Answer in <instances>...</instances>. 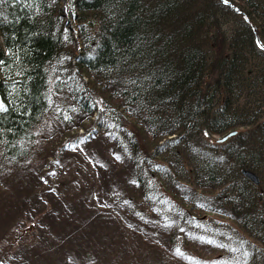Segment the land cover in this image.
<instances>
[{"label": "trees", "instance_id": "1", "mask_svg": "<svg viewBox=\"0 0 264 264\" xmlns=\"http://www.w3.org/2000/svg\"><path fill=\"white\" fill-rule=\"evenodd\" d=\"M0 104V238L25 227L0 264H94L110 240L80 239L85 214L42 231L43 172L19 175L55 137L44 175L83 157L112 264H264V0H0Z\"/></svg>", "mask_w": 264, "mask_h": 264}, {"label": "rangeland", "instance_id": "2", "mask_svg": "<svg viewBox=\"0 0 264 264\" xmlns=\"http://www.w3.org/2000/svg\"><path fill=\"white\" fill-rule=\"evenodd\" d=\"M62 7L63 8L65 7V1L63 2ZM101 100L102 99L99 98V101ZM102 106H104L103 102H102ZM99 138H100L99 134H97L95 137H93L92 141L96 142ZM60 139L61 137H55L51 139L43 138L37 145L35 157L31 158L29 162L27 161L26 163H24V165L30 164L29 171L19 176H21L22 180L24 179L25 181H29L30 177H33L34 179L35 174L39 177L41 176L43 172V177L41 176L42 179H40V182H39V179H35V182L38 180L36 182L37 183L36 185H38L37 187L39 190L49 189L47 190L48 192H47V195H45V198L47 200V206L49 207L48 212L50 213V216L54 215L55 220H48V219L43 220L41 222L42 231H44L43 229L49 225L53 226L54 232L50 234V237L53 239V241H56L59 238L60 230H62L61 228L62 225H60L62 222H64L61 220L62 217L66 215L65 218L69 216L68 219L71 220L72 215L73 216H79L83 214L88 215L90 218L88 219L87 224L91 222L92 228L95 229L97 234L95 235L85 234L84 232L85 228L82 226L80 228L81 233H79V236L81 237L80 239L83 242H87L88 239H96L98 235L100 238L104 239V241H107L110 238L109 242L107 241L106 244L101 246L95 252L96 260L94 261V264L96 263L98 264L111 263L112 264L113 251L111 249V246H109L108 249H105L107 245L111 243V240H112L110 237L112 233V229H113L112 224L111 223L108 224L107 220L106 221L100 220L99 223L94 222L95 216L97 215L98 217H100V214H98L99 212H95V208H97L95 206L93 207L92 210L88 209L89 203L95 204L94 195L91 193V189L90 191L87 190L85 195L79 196V194L81 193L80 192L81 189L79 187L81 183L79 181H81L80 179H82V175L80 172L81 170L80 164H81V160L83 159V157L76 156V155L73 156L71 155V153L64 154V155L60 154V157L58 156L55 157V160L57 159V161L50 165V170L48 172L49 176L44 175V168L42 167V164H46V157L50 154L52 149H55V147H58L60 145L57 142V141H60ZM76 152L77 153L75 154L77 155H84L85 151L83 149H78ZM83 170L87 171L88 169L83 168ZM19 171H23L22 165L20 166ZM90 178H91V174L90 176L87 177V179H90ZM31 182L33 183L34 181H31ZM3 197H4V194L0 193L1 203L3 201ZM82 199H84L85 202H88V204L81 202ZM38 203L40 204V202ZM204 217L205 218H216L218 220L227 222L228 224L232 225L235 228L242 230L238 222L228 216H224V215L217 214L214 212H208L204 214ZM29 223H32V222H27L26 225H28ZM99 225L101 226V228L99 227ZM70 226L71 228H74L76 225L71 224ZM63 227H65L64 224H63ZM22 229H25V227H23ZM22 229L21 231L16 232L15 226L11 227V229L7 231L8 233L4 237L0 238V249H4L3 245H6L8 242L13 241L16 236H19V234L22 233ZM38 233L33 232V230L25 231L22 238H25L26 240L16 244L14 247V251L20 250V249L22 250L26 249L28 246H25V244L28 241H30L33 237H36ZM252 240H255V239L253 238ZM42 242L45 244V240H42ZM31 253L33 254V256L36 255V253H34L33 251ZM47 254L49 255L48 251H47ZM0 263H1V260H0ZM84 263H81V264H84Z\"/></svg>", "mask_w": 264, "mask_h": 264}, {"label": "water", "instance_id": "3", "mask_svg": "<svg viewBox=\"0 0 264 264\" xmlns=\"http://www.w3.org/2000/svg\"><path fill=\"white\" fill-rule=\"evenodd\" d=\"M237 132V130H234V131H231V132H229V133H227L224 137H223V140H225L226 138H228L229 136H231L232 134H235ZM241 172H242V174L246 177V178H248L251 182H253L255 185H260L261 184V177H260V175L256 172V171H254V170H252V169H250V168H242V170H241ZM33 226L32 225H30L29 226V229H31ZM16 239H18V238H16Z\"/></svg>", "mask_w": 264, "mask_h": 264}, {"label": "snow or ice", "instance_id": "4", "mask_svg": "<svg viewBox=\"0 0 264 264\" xmlns=\"http://www.w3.org/2000/svg\"><path fill=\"white\" fill-rule=\"evenodd\" d=\"M225 2H227V0H225ZM4 110H6V109L4 108V106L2 104H0V111H4Z\"/></svg>", "mask_w": 264, "mask_h": 264}, {"label": "built area", "instance_id": "5", "mask_svg": "<svg viewBox=\"0 0 264 264\" xmlns=\"http://www.w3.org/2000/svg\"><path fill=\"white\" fill-rule=\"evenodd\" d=\"M83 131H84V129H83V128H80V129H79V132H83Z\"/></svg>", "mask_w": 264, "mask_h": 264}]
</instances>
